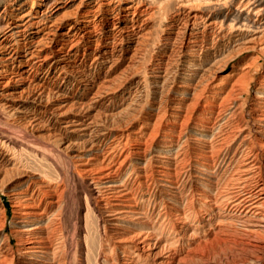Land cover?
I'll use <instances>...</instances> for the list:
<instances>
[{
    "label": "bare ground",
    "instance_id": "bare-ground-1",
    "mask_svg": "<svg viewBox=\"0 0 264 264\" xmlns=\"http://www.w3.org/2000/svg\"><path fill=\"white\" fill-rule=\"evenodd\" d=\"M196 1L0 0V264H264V0Z\"/></svg>",
    "mask_w": 264,
    "mask_h": 264
},
{
    "label": "rangeland",
    "instance_id": "rangeland-1",
    "mask_svg": "<svg viewBox=\"0 0 264 264\" xmlns=\"http://www.w3.org/2000/svg\"><path fill=\"white\" fill-rule=\"evenodd\" d=\"M190 1H192V2H197L196 0H190ZM246 57H245V56ZM254 55V56H253ZM256 55L257 54H253V53H246V54H243L236 62H235V64L236 63H240V61L242 62V63H245V62H250V61H252V57H256ZM248 56V57H247ZM259 56V55H258ZM261 60L259 61V64H262L263 66H262V68H261V70H260V74L261 73H263L264 72V54L261 56ZM246 59V60H245ZM243 60V61H242ZM223 83V82H222ZM254 95V93L253 92H251V96H253ZM251 101L248 103V106H249V108L251 107ZM47 168V167H46ZM49 169V168H48ZM11 205V204H10ZM9 205V206H10ZM7 208H8V204H7ZM88 214H89V216L91 217V218H93V212H87ZM82 224H85V218H84V214H85V211L83 210L82 211ZM8 216H9V218L12 216V214H11V211L9 210V212H8ZM93 220V219H92ZM96 222V220H94L93 221V224L92 225H90V227H89V234H82L81 235V237L82 238H80L81 239V244H80V248H79V250H80V253H78V255H76V256H78L79 258H84L85 257V255L87 256V258H86V262H85V264H95L94 262H95V260H94V255L96 256L97 255V253L95 252V251H97V242L99 241V233L97 232V223H95ZM8 224H9V222H8ZM9 226H10V224H9ZM96 227V228H95ZM231 229V230H230ZM230 229H228V236H229V238H233V239H235V237H237V233L235 232V230H234V228H231L230 227ZM96 231V232H95ZM231 231V232H230ZM96 236V237H95ZM91 240H92V244H91ZM95 240H96V243H95ZM84 241V242H83ZM87 241H89L88 243H90V245L89 246H86L85 245V242L87 243ZM92 245V246H91ZM88 248V249H87ZM92 248H94V249H92ZM91 249V250H90ZM90 252V253H89ZM83 253V254H82ZM80 255V256H79ZM93 255V256H92ZM226 255V256H225ZM223 256H224V258H232V256H233V253L232 252H230L229 250H226V251H224L223 252ZM77 258V257H76ZM75 258V260H77ZM239 264H241V263H239Z\"/></svg>",
    "mask_w": 264,
    "mask_h": 264
}]
</instances>
